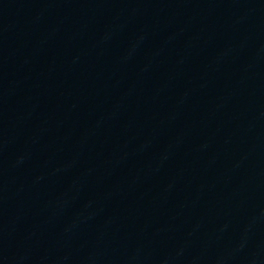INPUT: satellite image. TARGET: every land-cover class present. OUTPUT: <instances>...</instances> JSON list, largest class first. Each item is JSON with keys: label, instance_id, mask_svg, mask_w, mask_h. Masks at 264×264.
I'll return each mask as SVG.
<instances>
[{"label": "water", "instance_id": "95a60500", "mask_svg": "<svg viewBox=\"0 0 264 264\" xmlns=\"http://www.w3.org/2000/svg\"><path fill=\"white\" fill-rule=\"evenodd\" d=\"M0 264H264V0H0Z\"/></svg>", "mask_w": 264, "mask_h": 264}]
</instances>
